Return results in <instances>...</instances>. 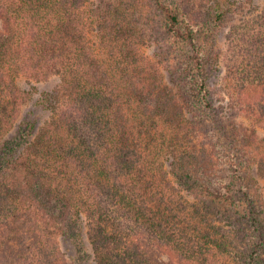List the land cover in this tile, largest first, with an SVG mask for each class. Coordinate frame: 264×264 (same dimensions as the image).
<instances>
[{"label":"trees","instance_id":"trees-1","mask_svg":"<svg viewBox=\"0 0 264 264\" xmlns=\"http://www.w3.org/2000/svg\"><path fill=\"white\" fill-rule=\"evenodd\" d=\"M139 1L149 6L150 18L164 16L169 28L163 32L192 45L186 67L170 83L161 72L171 67L164 57L136 48L134 37L151 23L121 7L0 0V244L31 233L34 250L51 251L38 264L57 259L58 235L76 225L86 229L98 264H172L156 250L178 264H213L233 252L238 239L228 226L238 225L237 213L223 198L227 190L209 180L219 165L210 122L232 136L241 181L258 171L264 178V137L222 122L210 74L218 59L195 49L193 22L204 11L192 4L191 15L163 0ZM214 12L206 26H218L233 8L217 4ZM89 19L106 55L88 40ZM155 40L160 48L171 46L170 37ZM260 41L261 68L235 82L233 100L264 121ZM22 74L37 81L58 77L39 93L49 112L42 123L19 119L28 97L18 83Z\"/></svg>","mask_w":264,"mask_h":264},{"label":"rangeland","instance_id":"rangeland-1","mask_svg":"<svg viewBox=\"0 0 264 264\" xmlns=\"http://www.w3.org/2000/svg\"><path fill=\"white\" fill-rule=\"evenodd\" d=\"M163 1L168 3V7L174 4L177 7L181 6V10L183 7V11L191 15H196L192 11V4L204 11V16L197 18V20L195 18L193 22L196 25L194 46L202 53L211 54L218 59L215 65L212 64L213 68H211L210 74L212 82L216 85L212 89L213 96L216 99L215 104L219 105L218 108L222 111L221 120L223 123L228 122L226 125L228 127L230 124H237L242 128H248V132H251V129H256V135L259 138L264 137V121L248 113V110H239V107L234 105L235 101L233 100V97L234 99L237 98L235 82L243 77L250 78L254 76L255 71L261 68L259 48L263 45V42L260 41L261 38L264 40V17H262L264 15V0ZM139 2V0H92L91 7L97 5L106 7L110 4L111 7H121V10L129 12L128 15H132L134 18L141 17L140 23H151V28H147L145 34L134 37V39H140L139 43L136 44V48L141 54L151 58L156 59L159 57L160 59V57H164L171 67L168 68L165 64L166 68L163 66L161 72L164 81L170 83L172 76H177L180 69L186 67L187 56L191 55L192 45L184 44L182 39L175 36L176 33L171 30L168 33L163 32V30L169 28L165 25L167 21L164 20V16H157L156 13L155 19L150 18L147 16L149 6H142ZM217 4H221V7L225 9L231 7L233 12L225 17V20L221 21L219 19L217 21L218 26H206L204 22L213 21L218 16L217 11L214 12L215 14L213 13ZM157 26H160L162 31ZM153 27L154 30H152ZM218 28L219 30H217ZM215 33L218 35L219 42L217 43H215ZM87 37L99 53L106 55V51L102 50L97 33V24L90 19L88 20ZM163 37H170V48H160L156 40L154 41V38ZM181 63L183 66L180 65ZM231 70L234 78L229 85L228 79L232 75ZM57 81V76L37 81L26 74L20 75L18 83L28 93V97L21 107L19 119L37 118L40 123L47 119L49 112L39 104V93L43 89H51ZM209 125L219 150V165L216 174L210 177L209 180L215 187L221 185L224 190H227L223 191L224 193L222 192L223 198L226 199L229 207L236 211L237 216L235 218L238 221L236 227H234V223L232 227L228 226L237 234L238 239L233 252L229 249L225 254L214 258L213 264H264V178L261 172L258 171L254 172V178L248 175L246 176L247 181H241L238 166L235 164L238 156L236 153L239 152H236L233 148L235 146L232 144V136H226L222 131H219L216 121L210 122ZM256 166L254 164V168ZM254 202L257 205V210L256 206L254 210ZM85 231V228L80 230L76 225L71 227L67 235H58L60 248L58 249L57 259L53 262L45 261L44 264H98L93 259ZM23 234L21 239L15 241V243L11 242L7 246L0 244V264H38L43 254L51 252L50 250L39 252L34 250V243H32L34 238L31 233L25 232ZM233 253H236V255L234 256ZM154 255L172 264H178L160 250H156Z\"/></svg>","mask_w":264,"mask_h":264}]
</instances>
